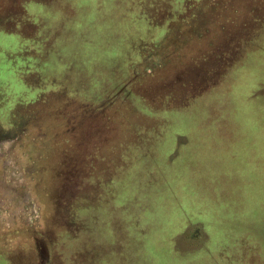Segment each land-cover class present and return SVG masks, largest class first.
Listing matches in <instances>:
<instances>
[{
  "label": "rangeland",
  "instance_id": "obj_1",
  "mask_svg": "<svg viewBox=\"0 0 264 264\" xmlns=\"http://www.w3.org/2000/svg\"><path fill=\"white\" fill-rule=\"evenodd\" d=\"M115 1L0 0V264H264V0Z\"/></svg>",
  "mask_w": 264,
  "mask_h": 264
},
{
  "label": "trees",
  "instance_id": "obj_2",
  "mask_svg": "<svg viewBox=\"0 0 264 264\" xmlns=\"http://www.w3.org/2000/svg\"><path fill=\"white\" fill-rule=\"evenodd\" d=\"M118 1V0H117ZM117 1H115L116 3H117ZM126 1V2H125ZM139 1V4H141V3H144V6L146 7L145 8V10H148V6L149 5H151L152 6V4L151 3H149L148 5H147V3H146V0H138ZM195 1V6L197 5V3L200 1V0H194ZM124 2V3H123ZM129 2V0H120V1H118V5H127V3ZM150 6V7H151ZM195 6H193V8L195 7ZM149 11H150V9H149ZM184 12V11H183ZM146 14V13H145ZM145 16V15H144ZM140 18V17H139ZM144 20V19H143ZM127 22V21H126ZM133 29H135V32H133V39H135L134 38V36L136 37V38H139L140 37V33L139 32H142L141 31V28L138 26H135ZM136 31H138V33L139 34H137L136 33ZM126 39V42L124 43V45H123V49H126V44L128 43L129 44V39H128V37L127 38H125ZM122 49V48H121ZM131 51V50H130ZM129 50H127V51H125L124 52V54L125 55H127L129 52H130ZM123 53V51H119L118 53ZM76 54H72L71 55V57H74ZM117 59H118V57L115 59H107V61H102L101 63H98V64H95V66H96V68H97V71H98V75L97 76H101V77H93V79H96V80H100V79H102V76H103V71H102V66L103 65H105L106 63H109V62H112L113 61V64L115 63V61H116V63L119 61H117ZM109 61V62H108ZM115 63V64H116ZM80 67H82V66H80ZM79 67V68H80ZM84 68H94L93 66H90V67H84ZM94 75L96 74V70L94 69V73H93ZM124 77H126V75L125 74H123L122 76H121V78L120 77H116V79H115V83L114 84H112L111 86V88L110 89H108V90H106V91H104V92H102L101 94H99L98 96H97V99H96V101H102L103 100V97H104V95L106 94V92L107 91H109L110 90V92L111 91H117V90H119L120 88H121V92L123 91V89L125 88V87H128V85L126 84L127 83V81L129 82V80H124V81H121V80H123V78ZM93 84H96V81H94V83ZM115 86V87H114ZM114 87V88H113ZM124 92V91H123ZM106 101V100H105ZM139 108H141V106H138ZM137 109V108H136ZM147 120L145 121V123L147 122L148 124L149 123H154V125H149V127H147V124H146V126H142V127H139V128H145V130L146 131H148L149 133H153V134H151V135H149V136H146L147 137V139H146V141H145V144L147 143V145H149V144H151V145H154L155 144V142L158 140L157 138H158V136H157V133H159V132H157L156 130V123H157V121L155 120V119H153V118H150L149 120H148V118H146ZM160 122H163V120H161L160 119ZM163 126V125H162ZM136 129L132 134H133V138L134 137H136L137 136V133H135V132H138L140 129ZM136 134V136H135V134ZM157 136V137H156ZM156 137V138H155ZM138 174V173H137ZM135 175V174H134ZM134 190H138L136 187L134 188ZM214 202H215V199H214ZM135 215H138V211L135 213ZM113 220H114V218H113ZM116 221H117V219H116ZM122 222H124V223H127V222H125L124 220H122ZM121 226V228L119 229V231L114 227H112V235L110 236V234L109 235H107V234H105V236L107 237V236H110V237H108V238H110L109 240L111 241V237H112V245H114L113 243H115L116 244V247H117V249L119 248L120 250H119V253H117L118 252V250L117 249H115V247H111L112 249H111V251H112V254H113V257H114V262H115V264H117L116 262L117 261H119L120 260V258H119V256H122V258H123V255H122V249H126V248H128L130 245L131 246H135L136 248H137V250L138 251H140L141 252V254L143 255V253H142V247H143V240H142V236L140 237L138 234L139 233H137V231H136V233L135 234H137V237L136 236H133L132 238L131 237H128L127 236V234H128V231H125L124 232V230L122 229V225H120ZM198 226L199 225H194L193 227H190L186 232H185V236H184V239L186 240V241H188V242H190V243H188V245H190V247L191 248H195V247H197V244H193L192 245V243L191 242H193L194 243V239H195V241H199V240H201L202 239V241H204V239L206 240V236L204 237V238H202V234H199L198 233V231H197V228H198ZM195 227V230L193 231V232H191V229L192 228H194ZM141 228H143V227H141ZM187 232H191V235H190V237H187ZM117 236V237H116ZM119 237V238H118ZM118 238V239H117ZM194 238V239H193ZM126 239V240H125ZM131 239H133V241L131 240ZM124 240V241H123ZM115 246V245H114ZM140 247V248H139ZM122 248V249H121ZM144 248V247H143ZM121 252V253H120ZM139 252V253H140ZM111 254V252L110 253H108V254H101L102 256L100 257V262H104V259H106V261H108V264H113V262H112V260L111 259H109L108 258V255H112ZM121 254V255H120ZM106 256V257H105ZM143 256H145V255H143ZM142 256V257H143ZM112 257V256H111ZM119 258V259H118ZM146 259V258H145ZM103 260V261H102ZM150 264H153V263H151L150 262ZM188 264H191V263H188ZM192 264H196V262H193Z\"/></svg>",
  "mask_w": 264,
  "mask_h": 264
}]
</instances>
